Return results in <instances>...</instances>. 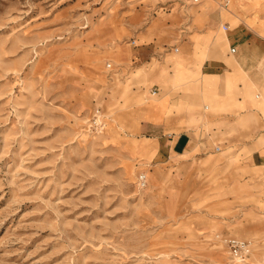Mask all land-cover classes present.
I'll return each mask as SVG.
<instances>
[{"label":"rangeland","instance_id":"374dc122","mask_svg":"<svg viewBox=\"0 0 264 264\" xmlns=\"http://www.w3.org/2000/svg\"><path fill=\"white\" fill-rule=\"evenodd\" d=\"M209 1L0 0V264H264V87L261 112L228 134L191 116L193 149L179 154L148 117L170 94L161 69L128 97L139 68L181 52L170 33L189 35ZM232 3L209 10L231 20ZM231 237L250 253L235 256Z\"/></svg>","mask_w":264,"mask_h":264},{"label":"crops","instance_id":"0c3cea01","mask_svg":"<svg viewBox=\"0 0 264 264\" xmlns=\"http://www.w3.org/2000/svg\"><path fill=\"white\" fill-rule=\"evenodd\" d=\"M209 2L214 4L215 0ZM210 4L194 7V11L201 13V19L196 22H194L195 18L191 19L194 29L189 35H185L184 27H180L179 33L175 31L173 36L172 32L170 33V37L180 42L181 52H170L161 67L151 64L147 69L139 68L138 72L141 75L133 82L138 88L133 90L131 84L128 88V97L135 96L134 92L141 89L142 85L146 87L149 85L157 68L161 69L160 74L157 75L158 80L170 94L162 95V100L158 101L164 102L165 109L157 111L162 103L150 106L148 117L149 121L155 124H163L165 131L173 140L172 150L178 154L184 151L189 153L193 149L190 146L193 142L191 133L193 131L185 130L187 126L185 124L191 116H195V113L201 117H209L207 120L209 126L213 133L219 136L218 133L228 134L232 129L236 130L237 123H243L252 114L260 113L263 107L262 98L257 99L256 96L259 97V94H254L257 89L264 87L262 75L256 69L259 63L264 62V17L258 16L261 7L256 5V0H233L232 4L237 8L238 13L234 15L236 10L229 11L230 17H233L230 20L229 15L224 11L211 12ZM251 7L256 8L257 12L249 14L244 19L241 10ZM185 16L186 13L179 10L175 21L184 19ZM222 19L228 20L233 29L231 30L227 22L223 25H227L228 29L225 30L223 25L221 29L219 24ZM220 30L223 31V35ZM150 31L158 34L163 31L165 34L166 27L162 29L160 22L155 20ZM232 47L236 48L235 52L231 51ZM177 48L179 50V47ZM155 89L158 93L159 88ZM143 90L141 97H144ZM203 107L211 110L207 112L202 109ZM195 109L198 111L196 112ZM240 130L242 131L240 134L243 133L244 136L250 132L248 128H240ZM208 133L211 138L212 132ZM217 149H220L219 145ZM255 153L260 156L264 154L258 149Z\"/></svg>","mask_w":264,"mask_h":264},{"label":"built area","instance_id":"2783aa9c","mask_svg":"<svg viewBox=\"0 0 264 264\" xmlns=\"http://www.w3.org/2000/svg\"><path fill=\"white\" fill-rule=\"evenodd\" d=\"M196 1H198V0H196ZM230 1L231 0H221V5L223 7H226L227 5H229ZM223 28L225 30H227L228 26L223 25ZM175 49L178 50V48H175ZM231 51L235 52L236 48L232 47ZM156 92H157L156 89L153 90V94H155ZM90 126L97 131H102L105 128V121L103 119V115H102V112L100 109H96L94 115L92 116ZM146 180H147V175L145 173L141 174L140 175V181L143 185L146 184ZM228 244L230 245V248L232 249L234 255L239 257V258H244L251 251V243H250V241H248L246 239L231 237L228 239Z\"/></svg>","mask_w":264,"mask_h":264},{"label":"bare ground","instance_id":"6f19581e","mask_svg":"<svg viewBox=\"0 0 264 264\" xmlns=\"http://www.w3.org/2000/svg\"><path fill=\"white\" fill-rule=\"evenodd\" d=\"M228 10H229V9H228ZM226 11H227V10H226ZM262 31H263V30H262ZM220 32H221V31H220ZM135 94H136V93H135ZM139 95H140V94H139ZM146 95H147V94H146ZM144 100H145V99H144ZM144 100H143V101H144ZM146 102H147V101H146ZM133 103H134V102H133ZM140 103H141V101H140ZM125 104H127V103H125ZM145 105H146V104H145ZM127 106H128V105H127ZM134 106H135V105H134ZM140 110H141V109H140ZM116 120H117V119H116ZM110 128H111V127H110ZM110 130H111V129H110ZM142 143H143V142H142ZM140 145H142L143 147H145L144 143H143V144H140ZM142 146H141V147H142Z\"/></svg>","mask_w":264,"mask_h":264}]
</instances>
